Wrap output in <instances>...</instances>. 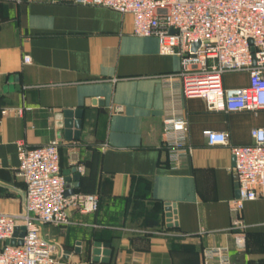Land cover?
<instances>
[{"label":"crops","instance_id":"obj_1","mask_svg":"<svg viewBox=\"0 0 264 264\" xmlns=\"http://www.w3.org/2000/svg\"><path fill=\"white\" fill-rule=\"evenodd\" d=\"M75 1L0 0V109L29 108L0 117V212L24 209L17 143L57 140L62 171L84 166L68 188L100 197L96 213L71 211L82 224L42 226L64 264H205L203 251L214 246L228 247L235 264H264V199L244 205L239 250L230 211L234 156L204 135L226 131L231 144H250L264 111L212 112L200 97L183 99L193 148L171 163L162 141L163 79L180 69V58L162 55L155 37L133 35L130 14ZM224 85L247 87L249 74L226 73ZM65 109L83 111L79 140L65 138ZM96 243L111 254L95 260Z\"/></svg>","mask_w":264,"mask_h":264},{"label":"built area","instance_id":"obj_2","mask_svg":"<svg viewBox=\"0 0 264 264\" xmlns=\"http://www.w3.org/2000/svg\"><path fill=\"white\" fill-rule=\"evenodd\" d=\"M75 2L130 14L133 35L155 37L162 55L180 58V69L163 79L162 141L171 163L177 164L193 148L189 142V123L181 105L183 99L200 97L212 112L257 114L264 111V0ZM31 60L29 55L24 56L25 63ZM243 71L249 74L247 87L224 85L226 73ZM26 110L29 108L3 107L0 117L22 116ZM122 111V107L115 108V112ZM204 135L209 145L229 146L234 156L232 171L237 178V197L230 205L231 229L241 250L246 240L244 205L264 199V127L253 128L252 142L246 145L231 144L226 131L206 130ZM17 147L19 175L26 185L24 209L19 214L0 212V264H64L63 250L56 241L43 237L42 226L82 224L73 220L71 211L96 213L100 197L95 193L66 194L68 183L60 166L59 141L37 147L19 141ZM76 168L84 172L83 165ZM13 240L22 244H11ZM203 254L205 264H235L226 246L207 248Z\"/></svg>","mask_w":264,"mask_h":264},{"label":"water","instance_id":"obj_3","mask_svg":"<svg viewBox=\"0 0 264 264\" xmlns=\"http://www.w3.org/2000/svg\"><path fill=\"white\" fill-rule=\"evenodd\" d=\"M197 45L194 46L196 48ZM62 118H63V127L65 130V138L66 140H79L81 135V130L83 127V111L81 109H65L62 112ZM78 170L77 168L68 169L66 171H63V174L66 177L67 183L71 182L72 174H74L76 177L75 180H78L77 177ZM76 186V185H75ZM75 193L74 187L67 189V195H72ZM24 230V229H23ZM20 236H24V231L20 233ZM9 243V242H7ZM11 244H22V241L15 242L10 241ZM80 246V243L78 244ZM104 247V249H102ZM106 248V249H105ZM77 252V249H76ZM79 252V250H78ZM95 260H99L101 255L103 256H109L111 254L110 250L107 249L106 244L103 246L102 243H96L95 245ZM105 260V259H103Z\"/></svg>","mask_w":264,"mask_h":264},{"label":"rangeland","instance_id":"obj_4","mask_svg":"<svg viewBox=\"0 0 264 264\" xmlns=\"http://www.w3.org/2000/svg\"><path fill=\"white\" fill-rule=\"evenodd\" d=\"M229 75H230V77H231V76H233V73H232V74H229Z\"/></svg>","mask_w":264,"mask_h":264}]
</instances>
